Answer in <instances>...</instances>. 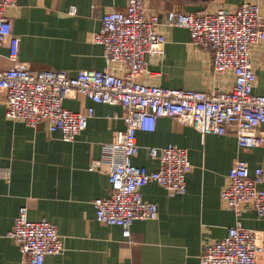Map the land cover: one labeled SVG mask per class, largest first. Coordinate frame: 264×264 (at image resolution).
I'll use <instances>...</instances> for the list:
<instances>
[{
  "label": "crops",
  "instance_id": "1",
  "mask_svg": "<svg viewBox=\"0 0 264 264\" xmlns=\"http://www.w3.org/2000/svg\"><path fill=\"white\" fill-rule=\"evenodd\" d=\"M8 11L20 41L19 60L33 71L56 69L75 77L81 70L106 67L102 45L92 41L100 31L106 12L125 9L126 0H17ZM149 13L165 16L168 10L203 13L221 6L235 9L245 2L264 0H145ZM72 7L76 14H71ZM166 42L163 54L148 58L149 73L143 82L173 89L197 91L229 90L233 77L213 72L209 52L192 45L184 27L162 26ZM0 53L7 55L6 46ZM258 83L255 93L264 94V66L255 54ZM5 66L11 62L4 61ZM5 97L0 99V168L10 170L0 177V264H24L25 256L9 232L22 208L31 221L56 225L65 250L49 255L44 264H201L205 245L226 237L237 223L236 214L225 204L221 192L237 160L246 161L250 171L264 170V145L240 148L233 132L202 135L194 127L181 125L172 117H161L153 132H138L137 166L157 170L159 161L149 147L175 144L187 149L191 171L186 175L187 192L170 196L156 182L142 189L145 202L158 206L155 220L139 219L131 226L133 242L122 228L96 220L93 201L110 195L108 175L90 171L93 159L102 156V145L116 141V131L125 128L124 106L95 103L72 92L63 105L71 111L93 107L88 127L73 142L59 132L50 133L47 123L37 128L6 117ZM264 131V126L260 128ZM264 188V182L261 185ZM244 228L256 232L264 248V217L245 206ZM264 264V252L259 257Z\"/></svg>",
  "mask_w": 264,
  "mask_h": 264
},
{
  "label": "built area",
  "instance_id": "2",
  "mask_svg": "<svg viewBox=\"0 0 264 264\" xmlns=\"http://www.w3.org/2000/svg\"><path fill=\"white\" fill-rule=\"evenodd\" d=\"M17 0H0V99L5 97L6 117L22 120L32 128L47 123L50 133L59 132L65 142H73L87 129L94 116L93 107L75 112L63 102L75 91L95 103L124 106L121 119L125 128L116 131V141L102 145L100 159L91 161L89 170L108 175L110 195L93 201L98 222L118 225L123 237L133 242L131 226L139 219L155 220L156 204L145 202L142 189L151 182L163 186L170 196L187 192L186 175L192 166L187 149L170 144L149 147L159 161L157 170L137 166L138 132H153L161 117H172L181 125L194 127L202 135L233 132L240 148L264 145V94L255 93L258 83L255 54L264 66V12L258 3L245 2L235 9L221 6L216 12L195 13L168 10L149 13L145 0H126L125 9L106 12L99 32L92 35L102 45L106 67L81 70L75 77L56 69L31 70L19 60L20 41L14 33L8 11ZM71 14H76L72 7ZM184 27L190 31L192 45L209 52L213 72L231 75L227 90L197 91L152 85L141 80L149 73L148 58L163 54L166 42L162 26ZM11 62L5 66L4 61ZM10 170L0 168V177ZM264 170L251 173L246 161L237 160L221 192L225 204L236 214L237 223L225 238L205 245L201 264H260L264 248L255 231L241 223L245 206L264 217ZM25 256L24 264H44L49 255H58L64 240L53 223L31 221L22 208L9 232Z\"/></svg>",
  "mask_w": 264,
  "mask_h": 264
}]
</instances>
